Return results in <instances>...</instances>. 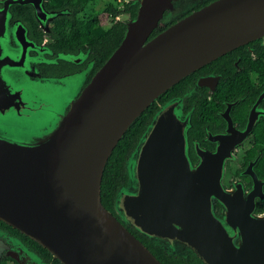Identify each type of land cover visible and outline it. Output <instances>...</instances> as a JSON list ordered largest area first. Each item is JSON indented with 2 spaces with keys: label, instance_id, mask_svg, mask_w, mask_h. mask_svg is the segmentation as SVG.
Listing matches in <instances>:
<instances>
[{
  "label": "water",
  "instance_id": "95a60500",
  "mask_svg": "<svg viewBox=\"0 0 264 264\" xmlns=\"http://www.w3.org/2000/svg\"><path fill=\"white\" fill-rule=\"evenodd\" d=\"M43 1H1L5 32L14 43L26 44L23 59L35 46L19 21L10 32L9 8L31 5L39 24L46 19L48 32L52 19L69 12L48 13ZM171 1L134 0L140 5L136 18L127 22L124 39L82 90L89 68L61 78L30 77L25 70L32 88L36 90L38 81L45 85L46 95L61 91L59 85L65 82L73 83L74 88L64 91L62 99L56 97L64 99L59 106L23 89L19 105L6 108L15 119L36 122L26 116L25 107L41 104L51 108L53 118L31 133L16 125L20 130L14 131L32 135V142L0 140V221L35 241L62 264H161L124 225L170 255L184 256L191 251L202 264H249L248 249L264 251V217L254 215L256 199L264 201V182L253 172L258 156L241 173L251 178L250 191L245 192L240 182L230 190L222 183L226 161L233 159V147L245 141L256 121L264 117L257 108L264 90L250 109L246 128L235 135L229 111L237 102L228 105V117L223 115L228 122L226 133L208 134L207 140L216 144L213 152L195 145L196 165L188 157L190 113L182 114L183 97L169 100L153 117L127 161L128 185L119 188L115 201V211L124 225L101 204L106 161L134 120L183 78L236 48L264 38V0H217L149 40L164 12L171 8ZM45 48V53L52 55ZM79 55L59 54L57 59L78 64L82 61ZM9 61L2 67L10 66ZM204 83L200 79L197 85L203 87ZM165 130L181 135L179 147L171 144ZM178 154L192 180L188 198L177 184ZM165 185L172 189L171 197L161 204ZM213 200L225 210L221 220L213 213ZM248 234L256 240L248 239ZM235 238L240 240L238 245H233ZM252 242L261 243L262 248L252 249ZM32 257L34 264H46L36 255Z\"/></svg>",
  "mask_w": 264,
  "mask_h": 264
},
{
  "label": "trees",
  "instance_id": "16d2710c",
  "mask_svg": "<svg viewBox=\"0 0 264 264\" xmlns=\"http://www.w3.org/2000/svg\"><path fill=\"white\" fill-rule=\"evenodd\" d=\"M92 1L93 0L43 1V8L48 13L61 11L69 12L68 14L58 15L51 20L49 31L45 32L47 49L52 52V55L63 54L77 56L81 53L86 54V58L78 64L60 60L58 64L45 65V76L47 78H61L73 75L87 69L85 65L88 63V73L81 90L90 83L95 74L119 47L124 39L128 20H134L136 18L140 5L139 2L131 0L127 4H124L121 9H118V0H111L102 10L88 13L87 9ZM9 11L11 13V21H19L26 28L27 38H32L38 43H41L44 33L39 29L40 24L35 18L33 7L31 5L14 4L9 8ZM124 15L128 16V20L122 21L118 19ZM170 26L158 27L153 31L149 40ZM249 48L251 51L248 50ZM229 58H233L234 61H237L238 70L228 63L225 65V60ZM231 66L233 67L232 70L226 71V69ZM203 72L220 73L222 77L211 95L212 101L207 103V96H205V99H202L199 95L200 90H198L197 94L191 93L193 95L190 98H184L185 107H187L188 103L194 106V111L190 115L191 126L187 132V141L188 138H192L199 142H203L205 136L204 127H208L211 131H216L221 125L223 126V121L216 114L224 108L221 103L223 101L231 103L237 102L231 110V116L240 128L244 126L249 108L255 104L257 98L264 90V45L261 44L260 40L250 42L246 46L237 48L191 73L159 96L156 101L143 111L129 126L106 161L100 186L102 206L123 225L124 223L115 211V201L119 188L128 185L129 179L126 173L128 159L135 151L141 137L160 107L172 98L184 97L187 88L193 85L196 78ZM214 101H218V103ZM259 105L260 107L264 105V99ZM68 109L69 108H66V111H68ZM251 131L255 156H258L253 166V172L257 179L264 182V117H260L256 121ZM189 159L192 165L195 162L196 164L198 163L196 153L194 155V153L191 152ZM239 173L240 170H236L233 177L235 179H240L244 183L245 188L250 191L252 180L250 182L248 178L241 174L239 175ZM262 206V204H258L254 213H263ZM221 210L222 206L216 203L214 206V214L217 217L220 216L219 212ZM124 226L161 264H202L191 251L187 250L184 256L170 255L159 248L148 237L140 234L131 227ZM19 235L30 243V249L38 255L43 263L62 264L57 259H54L46 249L35 241L23 234L19 233ZM0 264L7 263L5 260H1Z\"/></svg>",
  "mask_w": 264,
  "mask_h": 264
},
{
  "label": "rangeland",
  "instance_id": "374dc122",
  "mask_svg": "<svg viewBox=\"0 0 264 264\" xmlns=\"http://www.w3.org/2000/svg\"><path fill=\"white\" fill-rule=\"evenodd\" d=\"M111 0H93L92 3L89 5L87 12H96V11H100L102 10ZM184 1L182 4H180L178 7L176 6L177 2H173L171 8L168 10L169 14L168 16H166L165 18L162 19L161 24L160 25H164L168 22H170L171 20L175 19L176 16H178V14H181L182 11L185 12V10L188 9V7L191 6V3L188 2V0H182ZM1 4V2H0ZM2 6V4L0 5V7ZM176 8V10L174 11L173 9ZM183 13V12H182ZM41 19V18H40ZM120 20H128V16L124 15L119 17ZM45 22L46 19L42 18L40 20V24L42 26L43 29H45ZM14 24L10 23V32L14 30ZM17 27H15L16 30ZM263 44H264V38H263ZM22 49L19 48L17 52V50L14 48L11 37L9 38V34L8 31L5 32V29L3 28L1 19H0V98L5 99V102L3 103L2 101H0V118L1 120V124H0V128L2 129V131H0V140L1 141H5V142H9V143H16L18 142V144H20L19 142H32L34 139V137H32V135H21L18 134L17 132L14 131V129L20 130L17 126L21 125L23 126L28 133H31L30 130L35 129L36 127H42L43 125H45V122L48 120H51L53 118L52 114H51V108L45 109V105H41L39 104L38 106L31 105L29 106L28 104H26L27 106L25 107V110H28L26 116L29 117H33V119H35L36 122H27V121H23L20 119H15V117L13 115H10L9 109H6L8 106H16L19 105L20 102V93L23 92L24 94V90L28 91L32 96L37 97V98H43L44 102L45 100L47 102H49L50 104H52L53 106H59V103H63V100H59L58 98H56V95L54 94H43L42 91H38L35 90L34 88H32L31 86V82L28 81V79L25 76V70L26 68H18V69H8L6 66H3V64H5V62H8L10 59L18 62L23 59V54H24V48L26 46V44H21ZM34 50H39L40 52H42V47H33ZM29 52L27 51L26 53V57L29 58ZM45 52H46V48H45ZM19 55H18V54ZM18 55V56H17ZM18 58H16V57ZM27 58L25 60H27ZM77 58H80L81 60H84L86 58V55L80 54ZM57 60V57L52 60L51 62H54ZM73 60V59H71ZM6 67V68H4ZM31 77V75H29ZM35 80V79H34ZM4 81V82H3ZM5 82L8 83V85L5 84ZM17 88H20V90H18ZM24 89V90H23ZM10 90L13 92H10ZM58 103V104H57ZM43 106V107H41ZM70 108V105H69ZM12 110V109H11ZM10 110V111H11ZM261 114L264 115V111H261ZM261 114H259L258 116H260ZM15 121V122H13ZM10 122V123H9ZM19 123V124H18ZM17 125V126H16ZM8 129L9 131H6ZM164 130V129H163ZM162 130V131H163ZM165 133L170 136L171 138V144L174 146H180L182 143V137L181 135L175 131H169V130H165ZM246 141V140H245ZM244 141V142H245ZM255 151L254 149L250 146L249 144H245L244 147L242 148V150L237 154V153H232L231 160H227V162H231L230 167V174L228 173L229 176L232 177V175L234 174L233 170L234 169H241V170H245L248 165L254 161L255 159ZM178 181L177 184L179 185V187H182V191L186 194L187 198L189 197V195L192 193V188L190 187V184L192 183V180L190 178V176L188 175V173L185 171V166L183 164L182 161V157L180 154H178ZM234 188V184L232 186V189ZM171 190L165 186H163V189L161 190V196H162V201H160V203L162 204L163 202H165V200L169 199L171 197ZM245 191V190H244ZM262 192L264 193V186L262 188ZM260 217H264L260 216ZM229 233L232 234V231L229 229ZM248 239L253 237V234L250 235L248 234L246 236ZM253 239H255L253 237ZM239 240L238 238H235L234 241ZM256 240V239H255ZM240 241V240H239ZM233 245L234 242H233ZM252 249H260L262 248V244L258 243V242H252L251 245ZM247 255H248V262L249 264H261L260 263V258L262 257L261 255L264 254V251L258 250V251H252L251 249L247 250ZM31 256H33L30 253ZM15 258V260L17 261V264H25L24 260L21 259V256H13ZM32 260L33 257H32ZM33 262V261H32ZM221 264H227L229 262L226 261H221ZM229 264H247V261H238V263H229Z\"/></svg>",
  "mask_w": 264,
  "mask_h": 264
},
{
  "label": "flooded vegetation",
  "instance_id": "af4514ba",
  "mask_svg": "<svg viewBox=\"0 0 264 264\" xmlns=\"http://www.w3.org/2000/svg\"><path fill=\"white\" fill-rule=\"evenodd\" d=\"M1 1L2 0H0V2ZM215 1H217V0H188V2L191 3V6L188 7V9L185 10V12L182 11L183 13L181 12V14H178V16L175 17V19L171 20L170 22H168V23H166V24H164L162 26V25H160L162 19L165 18L166 16H168V14H169V12H168L169 9H167L164 12L163 17L159 20L158 27L159 28L168 27L171 24L176 23L177 21L185 18L186 16L190 15L191 13H193V12L201 9L202 7L207 6L208 4H210L212 2H215ZM173 2H177L175 7H178L184 1H182V0H172L171 1V4ZM173 10L175 11L176 8H174ZM10 23L13 24L14 22L13 21H10ZM39 29L44 33V37H43L41 43H38L36 40H33L32 38H29V40L34 44L35 47L41 46L42 49H43L42 52H40L39 50H31L29 52V56L30 57L29 58L26 57L27 60H25L26 59L25 58V59H22L21 62L20 61H18V62H16V61H9L11 65L10 66H7L8 69H18V68H21L22 67V68H26V73H27L28 76L31 75V77L47 78L45 76V65H48V63H45V60L52 61L58 55H55V54L54 55H50L49 53H45V46L47 44V40L45 39V29H43L42 27H40V25H39ZM11 40H13V39L11 38ZM259 40L261 41V44L264 45L263 44V38L262 39H259ZM12 43H13V46H14L15 49L22 47L20 44L14 43L13 41H12ZM246 45H244V46H246ZM241 47H243V46H241ZM236 49H234V50H236ZM248 50L251 51L250 48ZM83 55H86V54H83ZM225 61H226V62H224L225 65L228 63L229 65L234 66V68H236V70H238L237 69L238 68L237 67V61H234L233 58H229L228 60H225ZM59 62H60V59H57L54 63H51V64H56V63L58 64ZM232 66L231 67H228L227 69L225 68L226 71L232 70V68H233ZM85 68H89V64L88 63L85 65ZM221 77H222V75L220 73L203 72V73H201L196 78L194 84L191 85V86H189L187 88L186 94H188V96L186 97V94H185V96L183 97V109H182L183 116L187 115L188 113H190V115H191V113H193V111H194V106L193 105H190V103H188L187 104V107H185V105H184V101H185L184 98H190L193 94H197L198 93V90H200L199 95H200V97L202 99H205L206 98L205 96H207L206 102L208 103V102L212 101L211 95L215 91V89H216V87H217V85H218ZM26 78L29 80L28 77H26ZM200 79H204L205 80V83H204V84H206L205 86L199 87L197 85L198 84V81ZM5 83H6V85H8L7 82H5ZM191 93H193V94H191ZM214 102L215 103H218V101H214ZM221 103L224 106V108L222 110L218 111L216 114L223 121V126L221 125L219 128L216 129V131H211V130L208 129V127H204L205 136L203 138V142H199V141H197L195 139H192V138L189 139L188 138V141H187V145L188 146L187 147H188L189 157H190V153L191 152H193L194 155H195V145L198 146V147H200L201 149H204V150L208 151V152H213V151L216 150V144L210 142L209 140H207L208 134H210L209 137H211V136H214V135H223V134L226 133V130H227V127H228V122H227V119L224 118L223 115H225L226 117H228L227 116L228 114L225 111H226L228 105L232 104L231 102H225V101H223ZM186 108H188V109L185 110ZM232 108L229 111V116L231 118V122H232V126H233L232 133H234V135H235V133L240 132V131H243L246 128L247 120H248V116H249V112H250V109L252 107L249 108L248 115H247V120H246L244 126L241 127V128H240V126H238L237 123H235V121L233 120V118L231 116V110H232ZM257 108L258 109H261L262 111H264V105L261 106V107H260V105H258ZM249 143H250V146L254 149L252 131L250 132V134L247 137V139H246L245 142L243 141L239 145L233 147L232 153H237L238 154L242 150V148L244 147V145L245 144H249ZM254 151H255V149H254ZM196 162H197V158H196ZM196 162L193 163V165L194 164L196 165ZM230 164H231V162H227L226 163L225 175H224V178L222 180V183H223L224 188L230 190V189H232V186H233V184L235 182H241L242 185H243V189L245 190V192H248L249 189H246L245 188L244 183L240 179H235L233 177V175H232V177L228 175V173L231 170ZM236 170H240L239 175L243 172V170H241V169H234L233 172L235 173ZM245 177L248 178L249 181L251 182V178L249 176H245ZM216 203H218V202L215 201V200L212 201L213 213H214V206H215ZM258 204H262L263 205L262 206L263 213H261V214H255L254 213V215L255 216H263L264 215V201H260V199H256V208H257ZM224 213H225V210L222 207V210L219 212L220 216L217 217L215 214L214 215H215V217L217 219L221 220L223 218V216H224ZM19 233L20 232L17 231L16 229H13L11 226H8L7 224H5L2 221H0V261L1 260H5L7 264H17V262H16V260H15V258L13 256H18L19 255V256H21V259L24 260V263L25 264H34L32 262L33 260H32V256L30 255V253L32 255H36V254L33 252V250L30 249V243L27 242L26 240H24L19 235ZM238 243H239V240L234 241V244L235 245H238ZM36 256L38 257V255H36ZM261 256L262 257L260 258V260H261L260 263L263 264L264 263V254L261 255Z\"/></svg>",
  "mask_w": 264,
  "mask_h": 264
},
{
  "label": "bare ground",
  "instance_id": "6f19581e",
  "mask_svg": "<svg viewBox=\"0 0 264 264\" xmlns=\"http://www.w3.org/2000/svg\"><path fill=\"white\" fill-rule=\"evenodd\" d=\"M35 84H36V86H34V87L36 88V90H38V91L40 90V91L43 92V94H45V85H41L42 83H38V81H36ZM43 84H45V83H43ZM59 86L62 87L63 89L61 91L53 92L56 95V97H58L59 99H62L64 97V93L66 91L74 88L73 83H70V82H65V83H63L62 85H59Z\"/></svg>",
  "mask_w": 264,
  "mask_h": 264
},
{
  "label": "built area",
  "instance_id": "2783aa9c",
  "mask_svg": "<svg viewBox=\"0 0 264 264\" xmlns=\"http://www.w3.org/2000/svg\"><path fill=\"white\" fill-rule=\"evenodd\" d=\"M130 1H131V0H118V1H117V4H118L117 8H118V9H121V8L123 7L124 4H127V3L130 2Z\"/></svg>",
  "mask_w": 264,
  "mask_h": 264
},
{
  "label": "crops",
  "instance_id": "0c3cea01",
  "mask_svg": "<svg viewBox=\"0 0 264 264\" xmlns=\"http://www.w3.org/2000/svg\"><path fill=\"white\" fill-rule=\"evenodd\" d=\"M58 109L60 110V107Z\"/></svg>",
  "mask_w": 264,
  "mask_h": 264
}]
</instances>
